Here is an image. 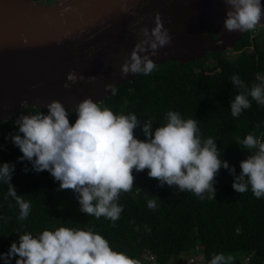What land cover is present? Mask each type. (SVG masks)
<instances>
[{
    "label": "trees",
    "instance_id": "obj_1",
    "mask_svg": "<svg viewBox=\"0 0 264 264\" xmlns=\"http://www.w3.org/2000/svg\"><path fill=\"white\" fill-rule=\"evenodd\" d=\"M257 73L264 74V27L246 32L232 50L206 53L185 64L166 61L149 75L136 74L104 98L102 107L115 114L135 113L141 123L150 120L153 130L166 122L169 110L185 119L193 117L198 120L202 139L213 137L221 159L235 168L234 174L218 169L214 199L205 196L203 200L174 185L159 186L156 178L147 176L146 169L133 170V189L120 193L117 203L123 210L116 221L81 212L71 189H58L59 181L46 170L36 172L27 160H17L22 153L10 137L17 131L14 120L22 109L0 123V163L14 164L10 183L31 205L27 219H18V205L6 195L7 184L0 183V217L4 218L0 220V252L6 253L11 242L18 243L20 233L36 235L63 225L92 228L114 250L126 253L138 264H143L140 259L146 254L155 255L160 264H179L181 256L201 254L203 262L209 264L217 253L231 256V264L245 258L250 264H264V197H254L250 187L243 193L231 187L234 175L240 173L239 162L251 152L243 149L240 141L249 133L264 139V105L249 97L251 106L233 117L230 101L246 89L236 88L230 78L237 75L250 88L259 82ZM23 109L27 113L38 110ZM75 118V114L69 115V123ZM134 136L145 139L139 126ZM25 167L27 172L22 170ZM148 200H155L157 207L148 208Z\"/></svg>",
    "mask_w": 264,
    "mask_h": 264
},
{
    "label": "clouds",
    "instance_id": "obj_2",
    "mask_svg": "<svg viewBox=\"0 0 264 264\" xmlns=\"http://www.w3.org/2000/svg\"><path fill=\"white\" fill-rule=\"evenodd\" d=\"M228 6L222 21L227 31L248 32L254 30L264 17L261 0H224ZM121 11L129 8L122 6ZM153 26H141L138 39L120 64L121 77L131 74L149 75L157 65L150 58L171 40L168 29L163 26L159 12L153 15ZM259 28V27H257ZM221 43V41H217ZM82 76L74 71L66 75L63 87H70ZM91 79V77L89 78ZM237 92L230 101L233 117L251 106V100L264 105V74L257 73L256 80L248 88L237 75L230 78ZM112 94L116 89L106 85ZM251 97V100L249 99ZM23 103V102H22ZM33 113H19L14 120L17 131L11 142L22 153L18 161L27 160L31 169L46 170L58 189H71L76 195L79 210L88 216L111 221L119 219L123 205L118 204L121 192L133 189V170H147V176L156 178L158 185L176 186L183 192L191 191L199 199H214V177L221 167L230 174L235 168L221 159V151L214 138H203L198 120L183 118L174 110L165 114L166 122L154 130L152 122L141 123L135 113L115 114L99 101L85 97L67 108L52 100ZM75 120L69 123V115ZM5 121H0L3 123ZM140 127L145 139L134 136ZM22 134V135H21ZM250 154L239 162L240 173L234 175L231 187L238 193L250 187L254 197H264V139L247 134L239 144ZM11 162L0 163V183L7 184V196L18 205V219H27L30 202L18 195L10 183L14 171ZM27 172V167L22 169ZM150 209L157 207L155 200H148ZM4 219L0 217V220ZM138 264L124 252L114 250L108 240L92 228L80 229L59 226L44 229L36 235L31 232L18 234V243L11 242L6 253L0 252V261L11 264ZM231 256L217 253L209 264H231Z\"/></svg>",
    "mask_w": 264,
    "mask_h": 264
},
{
    "label": "water",
    "instance_id": "obj_3",
    "mask_svg": "<svg viewBox=\"0 0 264 264\" xmlns=\"http://www.w3.org/2000/svg\"><path fill=\"white\" fill-rule=\"evenodd\" d=\"M227 7L224 0H0V121L52 100L66 109L85 97L102 103L112 94L106 85L136 75L121 77L120 64L139 38L136 30L151 28L156 12L171 36L150 57L156 65L232 50L246 32L223 28ZM69 71L83 79L65 88Z\"/></svg>",
    "mask_w": 264,
    "mask_h": 264
},
{
    "label": "built area",
    "instance_id": "obj_4",
    "mask_svg": "<svg viewBox=\"0 0 264 264\" xmlns=\"http://www.w3.org/2000/svg\"><path fill=\"white\" fill-rule=\"evenodd\" d=\"M57 1H61V0H52V2H57ZM257 28V27H256ZM198 250V249H197ZM201 257L200 260H198V258ZM140 262H142L143 264H160L157 260H156V256L155 255H151V254H146L144 255L141 259ZM179 264H205L202 260V255L198 254L194 257L191 256H181L180 258V263ZM238 264H250V260L248 258H245L243 260V262L238 263Z\"/></svg>",
    "mask_w": 264,
    "mask_h": 264
},
{
    "label": "rangeland",
    "instance_id": "obj_5",
    "mask_svg": "<svg viewBox=\"0 0 264 264\" xmlns=\"http://www.w3.org/2000/svg\"><path fill=\"white\" fill-rule=\"evenodd\" d=\"M39 1L44 2V3H48V4H52L53 3L52 0H39ZM22 112L23 113H27L24 109H22ZM200 259H201V257L198 258V260H200Z\"/></svg>",
    "mask_w": 264,
    "mask_h": 264
}]
</instances>
